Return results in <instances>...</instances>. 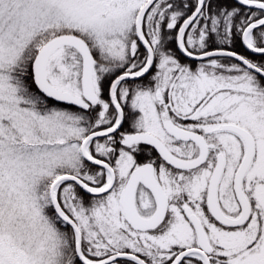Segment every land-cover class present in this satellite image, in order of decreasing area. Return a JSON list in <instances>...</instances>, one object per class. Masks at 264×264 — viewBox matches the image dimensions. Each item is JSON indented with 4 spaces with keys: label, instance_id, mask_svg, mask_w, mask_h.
Listing matches in <instances>:
<instances>
[{
    "label": "snow or ice",
    "instance_id": "1",
    "mask_svg": "<svg viewBox=\"0 0 264 264\" xmlns=\"http://www.w3.org/2000/svg\"><path fill=\"white\" fill-rule=\"evenodd\" d=\"M0 264H264V0H0Z\"/></svg>",
    "mask_w": 264,
    "mask_h": 264
}]
</instances>
